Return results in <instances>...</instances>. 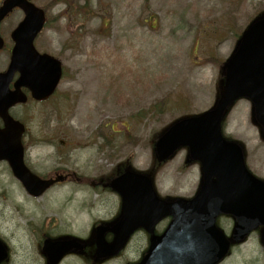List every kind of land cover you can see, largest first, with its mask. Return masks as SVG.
Returning a JSON list of instances; mask_svg holds the SVG:
<instances>
[{
    "label": "rangeland",
    "instance_id": "1",
    "mask_svg": "<svg viewBox=\"0 0 264 264\" xmlns=\"http://www.w3.org/2000/svg\"><path fill=\"white\" fill-rule=\"evenodd\" d=\"M33 1L47 5L51 19L36 46L58 56L66 76L51 101L23 108L28 138L37 141L28 155L31 168L44 175L74 170L109 179L118 165L130 162L155 176L163 197H193L198 165H185L187 150L182 148L156 166L154 134L214 106L221 78L210 58L230 57L236 34L264 10V0H90L86 7L84 0H72L71 6L63 0ZM22 16L15 12L4 30ZM226 126L244 143L250 168L264 178V139L252 102L239 99ZM119 201L110 189L73 183L33 198L0 163V237L11 252L5 264L46 263L38 225L48 223L43 232L52 237L90 240L95 223L119 214ZM168 221H160L156 231L161 233ZM218 223L230 235L232 219L223 216ZM88 244L94 250V243ZM148 245L140 231L122 254L98 264L136 263ZM60 264L95 263L71 253ZM221 264H264L262 230L235 245Z\"/></svg>",
    "mask_w": 264,
    "mask_h": 264
},
{
    "label": "water",
    "instance_id": "2",
    "mask_svg": "<svg viewBox=\"0 0 264 264\" xmlns=\"http://www.w3.org/2000/svg\"><path fill=\"white\" fill-rule=\"evenodd\" d=\"M17 6L25 11L26 18L13 32L16 46L9 70L0 74V116L5 122L0 128V161L7 160L27 191L40 196L54 183L64 180L65 175L43 179L27 167L22 143L25 126L13 119L9 108L27 101L21 86L29 87L36 99H47L61 79L62 63L49 54L39 53L34 46L45 23L42 9L28 0H6L0 7V22ZM2 45L0 38V48ZM225 69V90L220 101L209 111L176 121L156 142L160 161L170 158L180 147L189 148L190 158L200 160L203 165L202 189L191 199L163 200L148 176L130 171L116 179L114 187L125 200L123 216L111 228L115 233L112 242L104 239L108 227L97 228V258L118 254L138 227L152 232L156 222L169 215L173 217L170 225L162 235L153 236L140 264H217L229 253L232 242L245 239L258 227L264 228V180L248 171L242 147L225 140L221 134L225 114L240 97L251 99L255 120L264 132V15L244 32ZM17 71L21 73L17 89L10 91L8 84ZM123 179L141 180L138 197L134 191H125L123 182L117 186ZM220 214L236 218L231 237L217 226ZM82 249L76 239L47 240L44 246L48 264H58L66 253ZM7 257L8 250L0 240V264Z\"/></svg>",
    "mask_w": 264,
    "mask_h": 264
},
{
    "label": "flooded vegetation",
    "instance_id": "3",
    "mask_svg": "<svg viewBox=\"0 0 264 264\" xmlns=\"http://www.w3.org/2000/svg\"><path fill=\"white\" fill-rule=\"evenodd\" d=\"M0 34L4 39V47H3V49L0 50V72H4L7 70L8 66L10 64V61H11L12 50L14 47V41L11 37V32L9 34H3L2 32H0ZM18 77H19V74L16 73L14 75L12 82L9 85V88L11 90L15 89V81L17 80ZM22 91L24 93L28 94L29 100H31V99L33 100V98L31 97V92L27 88L22 87ZM23 107H24V105H21V104L15 105L11 109V114L13 115V117L15 119L22 121L26 124L25 114H24V111L22 110ZM0 125H3V120L1 117H0ZM24 141H25V144L28 143V140L25 136H24ZM67 145L71 146L72 143H67ZM68 172H69L68 173L69 176H68V180H67L68 183H73V184H77V185H80V184L90 185L93 188H95V190H98L99 187H103L104 189H109L107 187L110 186L111 178L106 179L104 174H103L104 176L102 177L101 176L102 173H98L96 175H93V176H99L100 175L99 177L95 178V177H92V175H90V174H81V173L74 171V170H69ZM202 176H203V173H202V168L200 165L199 184H198L200 186L202 185Z\"/></svg>",
    "mask_w": 264,
    "mask_h": 264
},
{
    "label": "trees",
    "instance_id": "4",
    "mask_svg": "<svg viewBox=\"0 0 264 264\" xmlns=\"http://www.w3.org/2000/svg\"><path fill=\"white\" fill-rule=\"evenodd\" d=\"M89 1V0H88ZM89 12L91 13V14H94V12L91 10V9H89ZM220 68H221V70H223V66H222V64L220 65ZM163 109L164 108H162V111H163ZM156 112V111H155Z\"/></svg>",
    "mask_w": 264,
    "mask_h": 264
}]
</instances>
